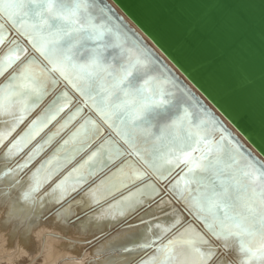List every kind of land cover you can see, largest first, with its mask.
<instances>
[{"label":"snow or ice","instance_id":"obj_1","mask_svg":"<svg viewBox=\"0 0 264 264\" xmlns=\"http://www.w3.org/2000/svg\"><path fill=\"white\" fill-rule=\"evenodd\" d=\"M110 11L98 0H0V18L26 35L51 65L45 75V71L33 69L35 61L28 60L0 84V124L10 125L7 131L0 130V144L48 95L49 83L53 87L57 84L50 73L58 72L81 96L93 101V107L104 122L109 128H115L121 140L132 149L130 154L137 157L157 181L165 180L173 167L183 165L185 170L179 179L169 183L168 189L186 203L216 241L213 243L199 233L189 235V229H185L165 242L167 234L182 223L183 218L178 217L167 225L156 223L158 234L149 227L150 238L146 236L142 243L134 246L139 250L152 249V255L140 264H264V164L253 158H245L242 163L236 152L220 144L213 145L208 139V129L217 122L194 119L183 98L166 89L171 81L149 74L156 63L152 54L144 49L137 55L125 47L119 26L111 23ZM5 24H0V32ZM2 40L0 37V42ZM19 60L18 50L9 48L0 56V76L12 67L13 61ZM61 100L67 102L60 103ZM69 103L67 92L58 95L8 146L5 157L11 158L20 152L22 146L35 139ZM81 112L82 109L77 108L69 120H74ZM67 123L65 121L61 128ZM88 124L97 131L95 122L86 120L73 135L86 130ZM56 135L58 132L44 143H51ZM105 145H110L107 163H114L125 155L111 140L105 141ZM105 145H101V149ZM41 147L38 145L24 163L3 175L9 176L27 167ZM99 151L93 152L89 160ZM104 166L105 161H102L101 167ZM42 168L43 165L31 174L27 189L20 195V201L33 208L39 203L43 209L46 199L49 203H61L95 175L91 170L85 174L73 169V173H77L74 179L70 173L38 201L36 194L56 174L53 171L41 177ZM125 168L131 171L124 172ZM117 173H122L128 181L121 183V188L147 179V173L131 161L122 163ZM103 191L111 194L108 188ZM99 192V187L90 188L75 203L81 208L96 205L107 198V195L101 197ZM159 194L156 184L141 183L134 193L89 217L88 222L115 219L113 209L124 217ZM165 203L171 202L161 200L158 206ZM145 223L151 224L150 221ZM132 250L123 249L124 252Z\"/></svg>","mask_w":264,"mask_h":264},{"label":"water","instance_id":"obj_2","mask_svg":"<svg viewBox=\"0 0 264 264\" xmlns=\"http://www.w3.org/2000/svg\"><path fill=\"white\" fill-rule=\"evenodd\" d=\"M98 2L111 9V23L119 26L126 48H131L137 55L144 49L150 51L156 63L149 74L161 80L166 78L171 81L166 85V89L183 98L185 107L194 114V119L217 122L215 125L210 124L208 129V139L213 145L220 144L226 150L236 152L242 163L245 158H253L264 164V0ZM0 24H5L3 18H0ZM0 37L3 38L0 42V56L9 48L18 50L20 56V60L13 61L12 67L0 76V84L28 60L35 61L32 65L34 70L45 71V75H48L47 70L51 69V65L33 47L26 35L10 24H5ZM50 78L57 80V84L53 87L49 83L48 95L25 115L12 134L0 144L6 152L8 146L25 132L31 122L40 116L58 95L67 92L69 106L17 153L24 152L19 163L22 164L38 145L42 146L27 167L19 169H27V178L41 165V177L49 172L56 173L44 185L41 193L49 191L70 173L74 179L77 173H73V169L85 174L91 170L95 175L89 177L88 182L77 192L84 194L93 187H99L101 197L107 195L103 189L108 188L111 192L107 198L89 208L92 213L134 192L141 187V183L153 182L157 184L160 194L139 207L137 213L141 209L158 210L160 201L169 196L172 200H179L180 208L189 212V219L194 220L195 224L197 222L207 232L203 222L186 203L168 189L169 183L179 179L185 170L183 165L173 167L170 173L166 174L165 180L157 181L155 175L137 157L130 154L132 149L121 140L115 128H109L104 122L103 117L93 107L91 99L81 96L58 72H51ZM65 102L67 101H60ZM40 106L42 108L34 116L31 115ZM77 108L82 109L81 114L74 120H69ZM86 120L94 121L97 131L94 132L92 124H88L86 130H81L74 136ZM65 121H68L67 125L61 128ZM110 122L117 126L119 124L118 121ZM19 127L20 130L14 134ZM57 132L58 135L51 143H44L49 136ZM107 140L118 145L125 153L121 159L110 164L107 163V148L110 147L105 145ZM64 141L68 143L65 144ZM101 145H105V148L101 149ZM98 150L99 154L89 160L92 153ZM102 161H105L106 166L101 167ZM125 161L134 162L139 170L147 173V179L137 182L134 186L121 188V183L128 181L122 173H117V168ZM129 171L131 169H124V172ZM101 181L104 183L101 184ZM38 194L39 192L36 195ZM168 212V209L156 215L153 212L154 214L145 220L163 216ZM171 237L168 239H172Z\"/></svg>","mask_w":264,"mask_h":264},{"label":"bare ground","instance_id":"obj_3","mask_svg":"<svg viewBox=\"0 0 264 264\" xmlns=\"http://www.w3.org/2000/svg\"><path fill=\"white\" fill-rule=\"evenodd\" d=\"M41 108H36L31 115L34 116ZM8 127L10 125L0 124V130L6 131ZM3 149L0 147V264H140L141 260L152 255L151 248L139 250L134 247L142 243L146 236L150 238L148 228L152 227L158 234L154 227L156 223L167 225L178 217H182L183 222L169 232L165 240L189 229V235L199 233L216 243L197 222L195 224L189 219V212L180 208L179 200H172L169 196L164 200L171 203L159 206L158 210L146 209L148 211L137 213V208L120 217L113 209L115 219L93 220L91 223L88 222L89 217L108 207L90 213L91 206L81 208L75 203L83 196L81 192L69 195L58 204L49 203L46 199L43 209L39 203L33 208L20 201L21 193L30 183V178L25 175L27 169L3 175L8 169L17 168L24 152L6 158ZM43 189L36 195L38 201L44 195L41 193ZM69 205H72L71 209L62 212ZM167 209L170 210L167 217L164 214L145 220L153 212L156 215ZM58 212L61 214L58 215ZM149 221L151 224L145 223ZM125 248L133 250L124 252Z\"/></svg>","mask_w":264,"mask_h":264},{"label":"rangeland","instance_id":"obj_4","mask_svg":"<svg viewBox=\"0 0 264 264\" xmlns=\"http://www.w3.org/2000/svg\"><path fill=\"white\" fill-rule=\"evenodd\" d=\"M70 200H71V199H70ZM70 200H69V201H70ZM69 201H68V202H69ZM148 210H150V209H148ZM148 210H146V209H141V210L139 211V213H141V212H146V211H148Z\"/></svg>","mask_w":264,"mask_h":264}]
</instances>
